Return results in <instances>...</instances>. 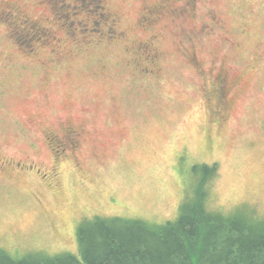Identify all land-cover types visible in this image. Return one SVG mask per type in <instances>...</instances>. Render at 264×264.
Returning a JSON list of instances; mask_svg holds the SVG:
<instances>
[{
    "label": "rangeland",
    "instance_id": "1",
    "mask_svg": "<svg viewBox=\"0 0 264 264\" xmlns=\"http://www.w3.org/2000/svg\"><path fill=\"white\" fill-rule=\"evenodd\" d=\"M190 1L0 0V256L175 220L203 165L210 210L264 219V0ZM67 126L77 158L47 144Z\"/></svg>",
    "mask_w": 264,
    "mask_h": 264
},
{
    "label": "trees",
    "instance_id": "2",
    "mask_svg": "<svg viewBox=\"0 0 264 264\" xmlns=\"http://www.w3.org/2000/svg\"><path fill=\"white\" fill-rule=\"evenodd\" d=\"M200 169L201 187L183 201L175 220L96 217L80 226L78 253L2 254L0 264H264V219L210 210L207 182L216 167Z\"/></svg>",
    "mask_w": 264,
    "mask_h": 264
},
{
    "label": "flooded vegetation",
    "instance_id": "3",
    "mask_svg": "<svg viewBox=\"0 0 264 264\" xmlns=\"http://www.w3.org/2000/svg\"><path fill=\"white\" fill-rule=\"evenodd\" d=\"M190 4L195 5L196 3L194 0H191ZM163 7L164 5H162V8ZM150 15H151L150 13L145 15L144 16L145 19L149 18ZM143 47L149 49L145 44H142L140 49ZM221 93H222L221 97H225V93H226L225 86L221 87ZM55 129L57 128H53V129L49 128L45 130V133L47 134L49 133V135H46V140L51 153H54L56 155H65L68 150H71L72 152L70 156L77 158L78 152L81 149V137L83 134L81 129H77L73 126H67L65 128L63 127L62 129H58L59 131H56ZM12 162L15 163L16 168L22 169L21 171L25 173H32L33 171H37V173L41 172V170H39V168L35 163L31 165H26L25 163H22L21 161L18 160H14ZM79 165L81 164L79 163ZM0 166H3V164H0ZM16 168L15 170H18ZM48 175L49 174H45V176L47 177Z\"/></svg>",
    "mask_w": 264,
    "mask_h": 264
}]
</instances>
